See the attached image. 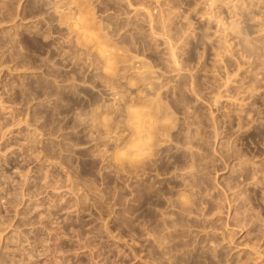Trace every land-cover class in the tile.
I'll return each mask as SVG.
<instances>
[{"label":"rangeland","instance_id":"374dc122","mask_svg":"<svg viewBox=\"0 0 264 264\" xmlns=\"http://www.w3.org/2000/svg\"><path fill=\"white\" fill-rule=\"evenodd\" d=\"M263 232L264 0H0V264H264Z\"/></svg>","mask_w":264,"mask_h":264},{"label":"clouds","instance_id":"9594fccd","mask_svg":"<svg viewBox=\"0 0 264 264\" xmlns=\"http://www.w3.org/2000/svg\"><path fill=\"white\" fill-rule=\"evenodd\" d=\"M81 123L85 122L84 117H80ZM155 148L152 139L145 141L139 149L136 147L122 148L114 154V159L118 164L129 166L147 163L153 158Z\"/></svg>","mask_w":264,"mask_h":264},{"label":"bare ground","instance_id":"6f19581e","mask_svg":"<svg viewBox=\"0 0 264 264\" xmlns=\"http://www.w3.org/2000/svg\"><path fill=\"white\" fill-rule=\"evenodd\" d=\"M178 195H179V194H178ZM173 199H174V198H173ZM178 200H179V199H178ZM175 201H177V199H176ZM181 201H182V200H181ZM169 202H170V201H169ZM172 203H173V205L175 206L174 201H173ZM180 203H181V202H180ZM180 203H177V205H180ZM182 203H183V202H182ZM182 203H181V206H183V205L185 204V203H184V204L182 205ZM171 205H172V204H171V202H170V207H171ZM184 206H185V205H184ZM184 206H183L182 209L185 210ZM177 207H178V209H179V206H177ZM185 207H186V206H185ZM174 208H175V207H173V209H174ZM182 209H180V210L182 211ZM186 210H187V207H186ZM186 210H185V211H186ZM181 213H182V212H181ZM169 220H170V219H169ZM169 220H163V221H168V222H169ZM172 220H173V219H172ZM177 220H179V219H177ZM177 220H174V221H176V222H179V221H180V220H179V221H177ZM174 221H171V220H170V224L174 223ZM163 223H164V222H163ZM166 223H167V222H166ZM179 223H181V222H179ZM179 223H176V224H179ZM161 224H162V222H161ZM176 224H175V225H176ZM175 225H174V226H175ZM176 226H177V225H176ZM176 226H175V228H176ZM178 226H179V225H178ZM211 226H212V225H211ZM179 227H180V226H179ZM213 227H214V226H213ZM163 228H165V227L163 226ZM172 228H173V227H172ZM172 228H171V230H172ZM177 228H178V227H177ZM177 228H176V229H177ZM207 228H209V226H207ZM165 230H166V229H165ZM173 230H175V229H173ZM173 230H172V231H173ZM163 231H164V229H163ZM166 231H168V229H167ZM169 231H170V229H169ZM172 231H171V232H167V233H170V235H171ZM177 231H179V229H177ZM177 231H175V232H177ZM173 232H174V231H173ZM175 232H174V233H175ZM163 233H164V232H163ZM181 233H182V232H181ZM263 233H264V232H263ZM165 234H166V232H165ZM166 235H169V234H166ZM261 235H262V234H261ZM263 235H264V234H263ZM163 236H164V234H163ZM172 236H173V234H172ZM180 236H181V235H180V233H179V237H180ZM168 237H170V236H167L166 238H168ZM176 237L178 238V233H177V236H175V238H176ZM261 237H262V236H261ZM162 238H163V237H162ZM170 238H172V237H170ZM175 238H174V239H175ZM177 238H176V240H177ZM164 239H165V237H164ZM168 239H169V238H168ZM174 239L172 238V241H175ZM162 240H163V239H162ZM170 240H171V239H169L168 242L170 243V245H172V243L170 242ZM163 241H164V240H163ZM182 241H183V240H182ZM161 242H162V241H161ZM177 242H178V240L176 241V243H177ZM179 242H181V241H179ZM169 243H168V244H169ZM176 243L174 242V245H176ZM183 243H184V242H183ZM174 245H173V246H174ZM180 245H181V244H180ZM180 245L177 244L176 246H180ZM186 245H187V244H186ZM183 246H184V245H183ZM177 248H178V247H177ZM251 248H252V247H251ZM253 249H254V248H253ZM253 249H252V250H253ZM253 251H254V250H253ZM255 251H256V252H255ZM255 251H254V252L257 253V250H255ZM258 253H260V252H258ZM219 260H220V259H219ZM224 261H225V260H224ZM238 261H240V262H244V261H242V260H238ZM238 261H237V262H238ZM245 261H246V260H245ZM218 262H219V261H218ZM220 262H221V261H220ZM222 262H223V261H222ZM225 262H226V261H225ZM233 262H234V261H233ZM233 262H232V263H233ZM237 262H236V263H233V264H238L239 262H238V263H237ZM220 264H222V263H220ZM226 264H227V263H226ZM229 264H231V263H229ZM239 264H240V263H239ZM241 264H243V263H241ZM246 264H247V263H246Z\"/></svg>","mask_w":264,"mask_h":264}]
</instances>
